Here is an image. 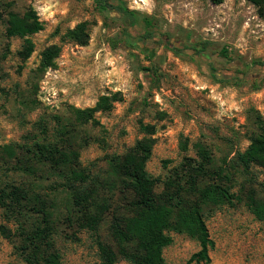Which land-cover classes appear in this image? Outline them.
<instances>
[{"label": "rangeland", "instance_id": "1", "mask_svg": "<svg viewBox=\"0 0 264 264\" xmlns=\"http://www.w3.org/2000/svg\"><path fill=\"white\" fill-rule=\"evenodd\" d=\"M121 1L149 19L159 34L170 35L176 46L189 48L177 56L162 43L137 40L142 24L127 27L117 5L102 12L94 0H0L1 11L7 5L19 14L32 9L43 24L30 37L34 52L23 61V40L12 38L5 51L0 22V144L24 143L40 118L67 116L71 107L91 108L102 96L120 93L122 100L111 110L96 113L99 125L86 127L94 140L81 153L84 167L106 168V155L123 154L144 137L142 124L155 130L147 164L155 178L164 179L185 157L197 158L198 142L217 162H230L238 150H246L249 112L264 116V67L254 63L264 61V18L257 8L247 0L220 5L210 0ZM84 22L89 24L86 46L65 38ZM130 35L134 46L124 42ZM50 46L60 48L56 67L39 71ZM202 46V53L193 51ZM213 68L220 80L212 76ZM234 77L239 80L228 81ZM257 175L264 182V172L257 170ZM62 183L54 176L39 182L42 195L63 215L57 236L63 264H96L95 239L65 219L68 197ZM206 224L215 243L210 264H264V225L243 204L221 207ZM0 226L6 228L0 230V264H26L20 230L1 210ZM172 237L164 250L166 264H187L200 249L197 241L176 233Z\"/></svg>", "mask_w": 264, "mask_h": 264}, {"label": "trees", "instance_id": "2", "mask_svg": "<svg viewBox=\"0 0 264 264\" xmlns=\"http://www.w3.org/2000/svg\"><path fill=\"white\" fill-rule=\"evenodd\" d=\"M210 1L220 5L226 0ZM247 1L264 18V0ZM94 2L102 12L117 5L115 9L127 27L141 23L140 34L144 33L149 42L162 43L177 56L189 48L176 46L170 35L159 34L149 19L138 16L121 0ZM0 22L5 51H9L12 38H20L23 46L19 57L26 61L34 52L30 37L43 29L37 13L28 9L19 14L7 5L0 10ZM88 31L89 24L80 23L65 38L86 46ZM117 46L113 44V48ZM205 49L193 47L197 53ZM59 55L58 46L48 47L42 53L39 71L55 68ZM254 63L264 67V61ZM213 70L214 79L220 80ZM233 79L239 80L234 77L228 81ZM121 100L120 93L102 96L94 107H71L67 116L42 117L33 124L24 143L0 144V210L9 221L14 219L20 230V250L26 264H63L57 246L63 215L40 192L41 181L52 176L63 181L66 188L67 222L95 239L96 264H166L164 250L173 243L172 233L186 235L200 247L187 264H210L215 243L206 219L223 206L243 204L264 225V182L257 175V170L264 172V116L260 112H249L250 144L246 150H238L230 162H217L209 148L198 142L194 146L197 158L185 157L164 179L155 178L147 170L155 130L142 124L144 137L123 154L106 155V168L84 167L81 153L94 140L86 127L99 125L96 113L111 110ZM182 148L187 150V144ZM0 230L4 233L6 228L0 226Z\"/></svg>", "mask_w": 264, "mask_h": 264}, {"label": "flooded vegetation", "instance_id": "3", "mask_svg": "<svg viewBox=\"0 0 264 264\" xmlns=\"http://www.w3.org/2000/svg\"><path fill=\"white\" fill-rule=\"evenodd\" d=\"M140 34V33H139ZM134 38H135V36L134 35H130V37H128L127 39H126V43L128 42L129 44H133L134 45V43H133V40H134ZM157 39H159L160 40V38L158 37ZM137 40H139V41H141V42H148L149 43V41L144 37V33H142V34H140V36L138 37V39ZM172 41V40H171ZM120 43H121V41H119ZM151 42V41H150ZM128 43H127V46H128ZM235 70H237V69H235ZM238 71V70H237Z\"/></svg>", "mask_w": 264, "mask_h": 264}]
</instances>
